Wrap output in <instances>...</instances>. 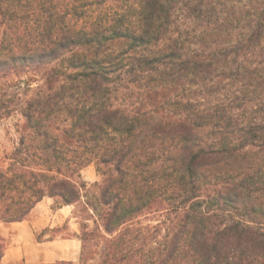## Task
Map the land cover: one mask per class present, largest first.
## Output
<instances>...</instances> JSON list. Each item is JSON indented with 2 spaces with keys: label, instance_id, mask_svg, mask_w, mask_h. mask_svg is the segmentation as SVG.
Here are the masks:
<instances>
[{
  "label": "trees",
  "instance_id": "obj_1",
  "mask_svg": "<svg viewBox=\"0 0 264 264\" xmlns=\"http://www.w3.org/2000/svg\"><path fill=\"white\" fill-rule=\"evenodd\" d=\"M14 114L1 222L50 197L78 264H264V0H0Z\"/></svg>",
  "mask_w": 264,
  "mask_h": 264
},
{
  "label": "crops",
  "instance_id": "obj_2",
  "mask_svg": "<svg viewBox=\"0 0 264 264\" xmlns=\"http://www.w3.org/2000/svg\"><path fill=\"white\" fill-rule=\"evenodd\" d=\"M52 200L50 197H44L21 221L9 223L0 221V235L7 240L0 264H42L55 260H72L71 252L64 249V246L71 244V239L57 241L56 239H49L47 233L42 235L43 239L40 241L35 238L34 231H36V227L41 226V224L44 225L45 214L40 212L38 208L43 204L45 205V203H51ZM65 207H70V205H63L57 209L63 211ZM65 216L67 217V214ZM72 240L77 247L80 246L78 237L72 238ZM27 253H32L35 256L32 263H29L27 259L22 260V257H25ZM40 254H43L44 257L42 261H39ZM47 257L52 258L47 259Z\"/></svg>",
  "mask_w": 264,
  "mask_h": 264
},
{
  "label": "rangeland",
  "instance_id": "obj_3",
  "mask_svg": "<svg viewBox=\"0 0 264 264\" xmlns=\"http://www.w3.org/2000/svg\"><path fill=\"white\" fill-rule=\"evenodd\" d=\"M30 77L31 75L29 74L23 76L21 84H23V82L27 79H32ZM36 79H38L37 76L34 77V80L31 81L32 86L36 85ZM16 81L17 78H13L8 83L13 84ZM17 118L18 115L14 114L10 118L0 120V155H2L3 151L9 150L11 147V139L15 137L13 124L15 123ZM81 178L87 184L98 181L99 176L96 172L95 166L93 164H90L83 168L81 170ZM57 208L58 207L54 204L53 200L51 203H45V205L43 204L39 206V211L45 214L44 225L41 224V226L36 227V231H34L35 238L38 241L42 240L43 236L40 235V233L44 228H49L53 229L47 232V234L49 235V239H56L57 241H60L62 239H71V244L69 246H64V249L71 252V256L73 257L71 261L73 262V264H78L80 246L77 247L76 244H74L72 238H77L76 236L79 232V224L76 218L72 216L73 207H65L63 208V211H58ZM65 214H67V217L65 216ZM34 257L35 256L32 253H27L25 257H22V260L25 261V259H27L29 263H32ZM43 258V254H40L39 261H42ZM51 258L52 257H47V259Z\"/></svg>",
  "mask_w": 264,
  "mask_h": 264
}]
</instances>
